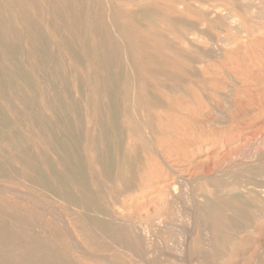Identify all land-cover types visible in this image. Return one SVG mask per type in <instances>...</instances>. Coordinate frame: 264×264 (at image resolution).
Segmentation results:
<instances>
[{"label":"rangeland","instance_id":"374dc122","mask_svg":"<svg viewBox=\"0 0 264 264\" xmlns=\"http://www.w3.org/2000/svg\"><path fill=\"white\" fill-rule=\"evenodd\" d=\"M76 263L264 264V0H0V264Z\"/></svg>","mask_w":264,"mask_h":264},{"label":"bare ground","instance_id":"6f19581e","mask_svg":"<svg viewBox=\"0 0 264 264\" xmlns=\"http://www.w3.org/2000/svg\"><path fill=\"white\" fill-rule=\"evenodd\" d=\"M107 1V0H106ZM165 2V1H164ZM132 3V2H131ZM233 3V2H232ZM213 4V3H212ZM180 6V5H179ZM207 9V8H206ZM166 14V13H165ZM255 15V14H254ZM110 16V15H109ZM227 16V15H226ZM91 23V22H90ZM112 24V23H111ZM234 24V23H233ZM233 29V28H232ZM235 31V30H234ZM103 36V35H102ZM125 47V46H124ZM121 51V50H120ZM100 54V53H99ZM141 59V58H140ZM108 63V62H107ZM130 66V65H129ZM131 68V67H130ZM109 73V72H108ZM133 73V72H132ZM131 73V74H132ZM142 74V73H141ZM140 76V75H139ZM107 80V79H106ZM129 83V82H128ZM169 85V84H168ZM172 88V87H171ZM168 91V90H167ZM98 96V95H97ZM146 99V98H145ZM133 100V99H132ZM188 103V102H187ZM217 120V119H216ZM133 125V124H132ZM151 140V139H150ZM193 141V140H192ZM209 141V140H208ZM173 143V142H172ZM231 149V148H230ZM230 153V152H229ZM213 155V154H212ZM163 157V156H162ZM215 158V157H214ZM181 162V161H180ZM171 164V163H170ZM177 164V163H176ZM179 165V164H178ZM216 167V166H215ZM214 168V167H213ZM198 173V172H197ZM184 175V174H183ZM175 178V177H174ZM189 178V177H188ZM206 178V177H205ZM170 179V178H169ZM217 179V178H216ZM170 183V182H169ZM173 185V184H172ZM211 185V184H210ZM229 185V184H228ZM185 186V185H184ZM170 188H171V186H170ZM172 189H173V187H172ZM159 190V189H158ZM168 191V190H167ZM173 191H174V189H173ZM251 191V190H250ZM256 192V191H255ZM164 193V192H163ZM251 193V192H250ZM219 194V193H218ZM260 194V193H259ZM171 196V195H170ZM169 196V197H170ZM188 197V196H187ZM150 198V197H149ZM172 198V197H171ZM170 198V199H171ZM203 198V197H202ZM146 199V198H145ZM188 199V198H187ZM50 201V200H49ZM138 201V200H137ZM51 202V201H50ZM250 202V201H249ZM142 203V202H141ZM252 203V202H251ZM145 204V203H144ZM188 204V203H187ZM130 206V205H129ZM54 208V207H53ZM64 209V208H63ZM118 209H119V207H118ZM244 210H246V209H244ZM188 211V210H187ZM124 216V215H123ZM62 223V222H61ZM78 224V223H77ZM83 224V223H82ZM130 224V223H129ZM191 224V223H190ZM86 225V224H85ZM79 226V225H78ZM88 227V226H87ZM36 231V230H35ZM68 231V230H67ZM66 231V232H67ZM156 232V231H155ZM82 233V232H81ZM55 235V234H54ZM206 235V234H205ZM70 238V237H69ZM72 238V237H71ZM70 241V240H69ZM33 242V241H32ZM28 246V245H27ZM37 247V246H36ZM40 247V246H39ZM80 247V246H79ZM96 249H97V247H96ZM80 250V249H79ZM100 253V252H99ZM26 257V256H25ZM100 257V256H99ZM104 257V256H103ZM24 258V257H23ZM107 259V258H106ZM135 261V260H134ZM179 261V260H178ZM43 262V261H42ZM14 263V262H13ZM106 263V262H105ZM77 264V263H76Z\"/></svg>","mask_w":264,"mask_h":264}]
</instances>
